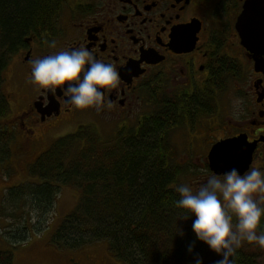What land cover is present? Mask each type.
Returning <instances> with one entry per match:
<instances>
[{
    "label": "flooded vegetation",
    "instance_id": "1",
    "mask_svg": "<svg viewBox=\"0 0 264 264\" xmlns=\"http://www.w3.org/2000/svg\"><path fill=\"white\" fill-rule=\"evenodd\" d=\"M79 46L118 68L111 107L76 109L30 82L32 60ZM10 64L0 121L13 113L3 128L22 136L103 132L118 153L142 148L172 171L173 188L203 183L214 146L240 137L264 169V0H66Z\"/></svg>",
    "mask_w": 264,
    "mask_h": 264
},
{
    "label": "trees",
    "instance_id": "2",
    "mask_svg": "<svg viewBox=\"0 0 264 264\" xmlns=\"http://www.w3.org/2000/svg\"><path fill=\"white\" fill-rule=\"evenodd\" d=\"M65 1L0 0V117L9 113L3 87L11 55L23 37L31 29L43 27ZM89 130L82 127L58 139L30 165V174L41 182H25L6 190V207L0 208V215H7L8 204L16 213L21 205L29 209L25 231L13 237L15 245L27 242L32 231L45 229L35 231V226L45 225L55 211L61 187L68 186L79 191L80 201L53 234L58 248L76 250L105 241L110 253L124 264L190 262L206 251L207 245L192 230L194 217L185 219L183 211L174 206L179 194L172 187L173 172L144 149L118 153L113 144ZM13 139L10 129L0 128L3 164L13 155ZM30 211L37 214L36 225L30 226ZM192 244L194 251L189 253ZM237 251V264H255L260 255L258 247L247 244ZM215 256L217 261L220 257ZM0 264H14V253L0 250Z\"/></svg>",
    "mask_w": 264,
    "mask_h": 264
},
{
    "label": "clouds",
    "instance_id": "3",
    "mask_svg": "<svg viewBox=\"0 0 264 264\" xmlns=\"http://www.w3.org/2000/svg\"><path fill=\"white\" fill-rule=\"evenodd\" d=\"M120 79L114 64L96 58L84 46L31 61L30 82L39 90H59L65 104L76 109L111 107L105 91L116 88ZM175 192L179 198L174 206L185 219L194 217L192 230L220 257L216 264H237V250L245 244L264 249V169L252 166L241 173L233 167L209 174L198 187L178 184ZM188 251H194V244ZM194 264H203V257L197 255Z\"/></svg>",
    "mask_w": 264,
    "mask_h": 264
},
{
    "label": "rangeland",
    "instance_id": "4",
    "mask_svg": "<svg viewBox=\"0 0 264 264\" xmlns=\"http://www.w3.org/2000/svg\"><path fill=\"white\" fill-rule=\"evenodd\" d=\"M10 65L12 67V64ZM10 65L7 70L8 72L11 70ZM7 77L9 79V75L6 76V79ZM8 79L5 86L6 94L13 91V86L11 85L10 87V81ZM13 109L14 106H12V110ZM12 115L13 113L10 114L8 118ZM8 118L0 121V128L6 125L4 121H7ZM75 130L76 127L70 129L64 127L60 131L54 132L51 136H41L37 134L36 137H25L14 130H10V132L14 133V139L10 145L13 155L10 160L4 164L0 161V208L6 207L4 201L5 192L8 188L18 186L25 182H41L40 178L30 174V165L33 164L43 152L48 150L55 141L73 133ZM101 136L103 140H109L107 135L103 134V132ZM199 173L200 175L204 173L207 174L204 170H200ZM189 177L190 180L188 178H183L181 183L188 182L198 187L199 183L191 180L193 176L190 175ZM79 201V191L68 186H62L56 200L55 211L49 214L47 221H45V225L35 226V231L43 227H45V229L38 233L32 231L29 240L20 245H15L17 242L13 237L20 236L18 231H25L26 218L29 217V209L27 206L23 207V205L20 204L21 207L19 206L20 208L17 209L16 213V208L11 209L10 204H8L7 215H0V250H11L14 253V264H124L110 253L108 244L105 241L90 244L76 250L58 248L52 241L53 234L57 227L67 215L77 208ZM30 213L32 216L30 226L31 223L36 225L37 214L31 211ZM16 214H18V216H15ZM258 249L260 255L257 256L255 264H264V249L259 247ZM200 256L203 257V264H216L217 258L215 253L209 248L200 254ZM154 264H194V261L179 263L163 261Z\"/></svg>",
    "mask_w": 264,
    "mask_h": 264
},
{
    "label": "water",
    "instance_id": "5",
    "mask_svg": "<svg viewBox=\"0 0 264 264\" xmlns=\"http://www.w3.org/2000/svg\"><path fill=\"white\" fill-rule=\"evenodd\" d=\"M253 148H247L240 137L218 143L209 154L210 168L214 173H224L235 167L241 173L251 167Z\"/></svg>",
    "mask_w": 264,
    "mask_h": 264
}]
</instances>
